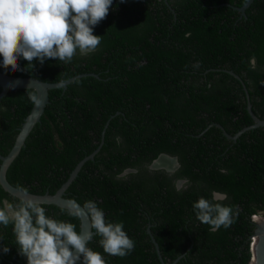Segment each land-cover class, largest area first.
<instances>
[{"label":"trees","instance_id":"1","mask_svg":"<svg viewBox=\"0 0 264 264\" xmlns=\"http://www.w3.org/2000/svg\"><path fill=\"white\" fill-rule=\"evenodd\" d=\"M245 2L113 0L93 28L101 37L93 53L77 52L70 63L21 59L16 72L0 67L48 83L74 78L48 92L40 122L6 171L8 183L53 194L96 151L65 197L82 207L91 200L106 222L123 223L135 243L128 256L104 253L96 235L88 244L106 264H160L151 238L164 264H249L252 217L264 214V127L232 141L216 126L233 136L252 125L243 86L252 113L264 119V0L241 13ZM30 95L9 90L0 98V156L33 106ZM161 154L177 159L175 172L149 169ZM199 198L238 208L234 223L217 231L201 224L193 210ZM5 200L20 201L0 187V207ZM41 206L79 233L72 212ZM12 227L0 225V264H27Z\"/></svg>","mask_w":264,"mask_h":264},{"label":"clouds","instance_id":"2","mask_svg":"<svg viewBox=\"0 0 264 264\" xmlns=\"http://www.w3.org/2000/svg\"><path fill=\"white\" fill-rule=\"evenodd\" d=\"M112 3L113 0H0V67L16 72L21 59L31 66L33 60L40 64L47 59L70 63L77 52L85 56L93 53L101 43V37L93 35V28L106 18ZM29 99L34 105L40 104L37 95ZM213 199L226 196L214 193ZM75 207L72 214L87 217L89 231L78 233L74 224L48 217L45 208L32 199L16 204L3 201L0 225L13 226L18 254L26 258L27 264H106L101 253L88 247L93 235L101 237L99 244L110 256L124 258L134 250L135 243L123 230V223L106 222L95 202L89 200L82 208ZM193 210L196 219L212 231L229 228L238 215V208L205 198H199ZM9 250L3 247L2 252L7 254Z\"/></svg>","mask_w":264,"mask_h":264},{"label":"water","instance_id":"3","mask_svg":"<svg viewBox=\"0 0 264 264\" xmlns=\"http://www.w3.org/2000/svg\"><path fill=\"white\" fill-rule=\"evenodd\" d=\"M252 1L253 0H246L245 4L242 7L238 8L237 10L243 13L245 8L248 7ZM73 79L74 78H69L65 81H61L57 83H48L38 80L34 77H14L0 73V89H1L0 98L4 97L9 90L24 89V90H32L35 93V95H37L38 98L40 99V104L39 105L33 104L29 114L24 118L9 152L5 156H0V187L9 196L15 199L18 200L32 199L34 201H37L40 205H52L72 213H74L77 210L75 207L76 205H79L81 208L82 206L78 204L76 201L66 198L65 191L76 177L84 161L91 159L96 151H94L88 157L78 162L77 165L69 174L66 181L53 194H49L46 192L42 195H37L25 191L21 192L18 188L8 183V181L6 180V171L8 167L11 165V163L14 161V159L18 156L32 128L37 123L40 122V117L43 114L44 108L49 102L48 92L50 90L57 88H65L70 82L73 81ZM243 89L246 93V99H247L246 109L253 121L252 125L240 129L233 136L228 135L220 125H216L222 131L223 135L227 139L232 141L236 140L242 133L246 131L255 128L264 127V119L262 120L258 119L252 113L251 106L248 101L247 91L244 86ZM162 161H164L165 164L162 165L161 164ZM177 168H178L177 159L175 157H171L166 154L159 155L149 166V169L152 170L165 169L167 172L170 173L175 172ZM128 172H130V170H127L125 173ZM184 182H185L184 180L178 181L177 182L178 187L180 188ZM220 195L224 196L222 194ZM259 216L262 217V214H260ZM261 217L256 221L253 220L255 228L253 235L251 236V243H250L251 258L249 264H264V219ZM79 222H80L79 232H87L90 230L89 220L87 217L81 215L79 217ZM151 240L158 254L160 264H164L162 257L159 254V249L157 244L155 243L153 238H151ZM174 262L171 264H174Z\"/></svg>","mask_w":264,"mask_h":264},{"label":"rangeland","instance_id":"4","mask_svg":"<svg viewBox=\"0 0 264 264\" xmlns=\"http://www.w3.org/2000/svg\"><path fill=\"white\" fill-rule=\"evenodd\" d=\"M260 217H261V216H259V215L255 216V217L253 216V219H252V220L256 221V220H258ZM261 218L264 219V215H262Z\"/></svg>","mask_w":264,"mask_h":264},{"label":"flooded vegetation","instance_id":"5","mask_svg":"<svg viewBox=\"0 0 264 264\" xmlns=\"http://www.w3.org/2000/svg\"><path fill=\"white\" fill-rule=\"evenodd\" d=\"M149 166H150V165H149ZM158 170H159V169H158ZM162 170L166 171L165 169H162ZM166 172H167V171H166ZM168 173H170V172H168ZM178 181H180V180H178ZM178 181H177V182H178ZM177 182H176V187L179 188ZM184 183H185V182H184ZM184 183H183V184H184ZM183 184H182V185H183Z\"/></svg>","mask_w":264,"mask_h":264},{"label":"bare ground","instance_id":"6","mask_svg":"<svg viewBox=\"0 0 264 264\" xmlns=\"http://www.w3.org/2000/svg\"><path fill=\"white\" fill-rule=\"evenodd\" d=\"M161 164L163 165V164H165V162H164V161H162V163H161Z\"/></svg>","mask_w":264,"mask_h":264}]
</instances>
